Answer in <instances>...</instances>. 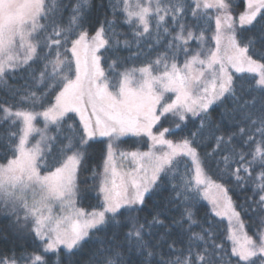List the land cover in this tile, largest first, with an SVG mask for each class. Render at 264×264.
Masks as SVG:
<instances>
[{"label":"snow or ice","instance_id":"1","mask_svg":"<svg viewBox=\"0 0 264 264\" xmlns=\"http://www.w3.org/2000/svg\"><path fill=\"white\" fill-rule=\"evenodd\" d=\"M0 160V264H264V0H0Z\"/></svg>","mask_w":264,"mask_h":264},{"label":"trees","instance_id":"2","mask_svg":"<svg viewBox=\"0 0 264 264\" xmlns=\"http://www.w3.org/2000/svg\"><path fill=\"white\" fill-rule=\"evenodd\" d=\"M129 66H132V65L130 64ZM166 126H171V125H166ZM177 132H178L177 136H170V138L175 140V139H179L181 135H184V133L179 132V130H177ZM123 141L124 142L121 143L120 146H122L125 149H146L148 146V141L145 138H141L139 140L132 139V138H125V139H123ZM208 150L210 151V149H208ZM200 151H201V153H203L204 149L201 148ZM0 163H4V161L0 160ZM213 179H216V177L213 176ZM250 194L251 193H249V195ZM233 199H236V197L233 196ZM90 204L92 206H95L96 201L95 200L87 201V202H84L81 206L85 207L86 209L91 210V208L89 207ZM197 207L200 210L199 215L201 217H203V216H205V214H207L208 218L210 220H213V222L216 224V226L220 232H223L226 229V227H227L226 221L222 220L219 217H214V214L212 213L211 208L203 199H200Z\"/></svg>","mask_w":264,"mask_h":264},{"label":"rangeland","instance_id":"3","mask_svg":"<svg viewBox=\"0 0 264 264\" xmlns=\"http://www.w3.org/2000/svg\"><path fill=\"white\" fill-rule=\"evenodd\" d=\"M77 118H78V117H77ZM38 126H39V127H43L42 124H39ZM36 138L38 139V137H36ZM125 138H132V139H136V140H139V139H141V138H145V139L148 141V139H147L146 137H139V138H137V137H131V136H129V137H123L122 140L125 139ZM169 138H170V137H169ZM150 145H151V142L148 141V146H147L146 149H125V148H123L122 146H120V148H121L122 150H124V151H137V150H139V151H141V152H146V151L149 150ZM202 199H203V198H202ZM203 200H204V201L209 205V207L212 209V205H211V203L209 202V200H207V199H203ZM212 213H213V212H212ZM224 221H226V223H227V220H226V219H224Z\"/></svg>","mask_w":264,"mask_h":264}]
</instances>
